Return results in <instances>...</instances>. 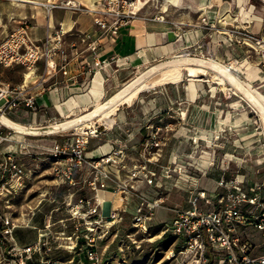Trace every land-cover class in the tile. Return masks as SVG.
Instances as JSON below:
<instances>
[{"label":"rangeland","instance_id":"1","mask_svg":"<svg viewBox=\"0 0 264 264\" xmlns=\"http://www.w3.org/2000/svg\"><path fill=\"white\" fill-rule=\"evenodd\" d=\"M25 1L47 3V0ZM50 1L65 4L68 0ZM196 1L179 0L173 7L167 6L168 15L164 18L173 25L172 16H177V22L182 24H175L183 31L202 27L204 32L199 33L201 36L198 34L200 37H188L183 44L180 43L181 34H178L174 41L187 47L183 52L177 53L175 46L166 56L159 58L156 55L136 66L121 65L126 69L122 70L116 84L105 87L104 91L105 98L119 89L106 99L109 100L140 77L119 98L123 103L112 106L105 117L125 116L115 124L121 128L113 137L119 140L128 138L120 161L123 169L118 174L119 181L131 191L129 185L141 184L137 182L141 179L137 176L129 180L128 176L138 173L145 165L144 170L153 172L155 181L161 185H140L148 201L157 199L161 202L146 220V230L140 229L131 215L133 205L140 199L132 194V198L128 196L125 201L120 190L109 188L108 191L113 194L111 210L114 209V218L109 219L110 214H104L108 212V206L104 204L102 207L105 199L102 201L101 197L109 196L104 193L99 194L101 223L86 216V201L92 203L95 191L90 182L97 170L83 164L72 172L69 179L58 177L54 170L56 163L50 155L56 132L37 136L19 134V139L14 134L15 150L19 149L15 164H19L23 172L15 178H10L6 171L0 174V264H252L242 261V248L250 247L248 259L264 255V232L250 225L235 227L232 234L238 240L230 253L222 247L218 252L191 247L188 238L173 235L164 225L175 217L174 208H189L191 197L197 196V205L205 208L204 200L198 194L202 191L205 197L214 194L216 184H209L215 176L236 177L250 184L256 182L264 191L263 123L258 111L245 100L235 84H241L264 108V0H223L221 10L217 5L208 9L212 13L206 16L207 25L202 19L198 20L196 7L192 4ZM164 2L152 0L154 5L149 11L159 10ZM30 4L21 7L15 2L14 9L13 0H0V40L19 25L10 18L14 10L15 16L23 15L24 11L44 15V6L38 12ZM242 7L244 20L240 17ZM214 35L216 39H213ZM182 54L211 62L227 74L204 65L192 64L188 69L173 66V62L180 58L177 55ZM244 61L255 65L259 72L251 83L243 74ZM25 71L24 67L13 65L2 70L1 78L14 87L23 82ZM221 75L230 76L231 84L227 80L224 83ZM216 79L221 80L223 86ZM188 86L196 93L191 99ZM89 109L93 111L95 108ZM98 118L94 117L92 121ZM64 119L65 116L43 125ZM97 122L100 124L99 133L89 138L85 152L87 157L95 158L89 161L97 162L98 166L94 164L101 171L106 164L95 157L99 152L93 150L109 144L107 134H112L113 123ZM86 123L88 121L79 126ZM141 123L158 128L160 137L151 138L146 134L147 130L138 132ZM85 128L84 131L70 128L63 132L72 136L74 132H85ZM16 141H23L24 148L21 149ZM147 141L159 143L157 147L145 150ZM67 146H70L69 142ZM102 148V153L107 152L109 145ZM148 158L150 162H147ZM1 162L6 163V156L0 159ZM109 182L118 181L111 178ZM81 204L84 207H80Z\"/></svg>","mask_w":264,"mask_h":264},{"label":"built area","instance_id":"2","mask_svg":"<svg viewBox=\"0 0 264 264\" xmlns=\"http://www.w3.org/2000/svg\"><path fill=\"white\" fill-rule=\"evenodd\" d=\"M92 1L96 7L93 10L81 4H68V1L65 4L50 2L45 5V8L70 6L75 10L84 9L86 12L94 14V23L99 30V34H110L112 37H115L120 28L130 24L133 19L146 16L147 3L139 6V0ZM151 3L152 1L148 4ZM152 17L157 20H163L160 15ZM201 19L203 24L207 25L206 16H202ZM65 34L66 32L59 27L53 33H47L44 38L33 39L29 35L27 19H23L18 26L0 40V115H5L15 121L12 116L13 112L19 111V109L34 112L37 108L36 95L32 92H27L23 83L16 87H10L9 83L1 78L3 69L13 65H20L26 69V73H29L37 68L39 63H42L46 73L52 74L54 71L60 70L62 75L68 74L70 59L77 54H81L83 50L77 49L76 42L67 41ZM78 40L85 45V51L93 53L97 49L96 40L86 33H80ZM91 62L92 66L99 67L105 63V60H100L96 56L93 57ZM84 64L86 68L90 67L88 62H84ZM26 73H24V77ZM83 86L84 89L87 88V91L89 81H85ZM88 124L85 128L86 131L83 133L74 132L72 136L65 134L63 130L55 133L53 145L50 147L51 159L56 163L54 170L57 172L58 177L69 179L72 172L83 164L96 168L97 173L90 182L92 189L95 191L92 196V203L89 200L86 201V216L94 222L101 223L102 216L99 212V205L103 199L102 201L100 200L99 191L120 190L123 192V200L125 201L128 200V196L132 198V194L140 199L133 205L131 215L134 223L140 229L146 230V220L151 218L153 209L161 202L157 199L148 201L145 195L146 192H142L140 188L141 186L161 187V185L155 181L153 172L144 170L146 168L145 165L141 166V171L144 170L145 172L139 174L141 172L139 171L128 176L129 180L137 176L141 179L137 181L141 184L134 183V185H129L128 188L131 191L119 181L118 174L123 169L120 161L124 155L125 143L128 138L122 140L111 138L107 152L97 151L99 153L95 157H98L101 162L106 164L99 171L97 162L89 161L95 160V158L86 156L85 146L89 138L98 135L100 124L97 121H92ZM143 124H140L138 132L147 130L146 134L151 135V138L158 139L160 137L158 128L153 129L151 125ZM113 132L117 134L114 129ZM14 134V130L0 120V159L6 156V163H0V174L6 171L10 174V178H15V175L19 176L23 172L21 166L15 164L19 149L15 150ZM16 142H19L21 149L24 148L23 141ZM67 142L70 143L69 147ZM158 143L159 141L151 143L147 141L144 148L145 150H150L152 147H157ZM150 161L151 159L148 158L147 162ZM111 178L118 182L111 184L109 182ZM215 186L214 194H210L209 197H205L203 191L198 194L199 198L204 200L205 208L197 205V196L191 197L188 201L190 203L189 208H174L175 217L170 222H165L164 225L173 235L188 238V243L191 247L197 246L198 248L210 250V252H218L221 249L220 247H222V249H226L230 253L229 251L233 249L238 240L232 234L236 226L239 228L240 226L250 225L264 232V191L256 182L250 184L236 177L227 179L221 176ZM217 189L218 191H216ZM80 207H84V204H81ZM114 216V209H112L110 216H107V218L112 219ZM35 245L36 243L33 244V246ZM249 249L250 247L247 249L242 248V261L247 260L252 264H264V255L248 259L247 251Z\"/></svg>","mask_w":264,"mask_h":264},{"label":"crops","instance_id":"3","mask_svg":"<svg viewBox=\"0 0 264 264\" xmlns=\"http://www.w3.org/2000/svg\"><path fill=\"white\" fill-rule=\"evenodd\" d=\"M48 1L51 2L50 0H47L46 2ZM206 1L208 0H197L196 2H192L194 7H196L195 12L198 13V20L201 19L202 16H208V14H211L212 11H209L208 9H211L214 5L221 6L219 7V10L223 8L221 5L223 0H209L208 3H206ZM68 2H70L72 5L81 4L86 7H91L94 5L92 0H68ZM167 2H170L171 4L166 5ZM178 2L179 0H165L162 8L157 11H149V8H151L154 4H147L145 14L146 16L137 17L133 19L130 24L121 27L115 37H112L110 34H99V30L94 23L95 16L93 13L75 10L70 6L46 9L45 5L47 3L39 6H35L27 2L16 3L21 7L25 6V4H30L36 8L38 12L40 11V8L44 6L45 11L43 16L42 14L38 15L26 13V11H24L25 13L23 15L21 13L15 16V10L10 16L13 22L17 21L20 23L23 19L28 20L30 23L29 35L31 38H44L47 33H53L57 28L61 27L66 32V40L76 42L77 49L81 51L83 50V52L73 56L70 59L68 63L67 75H62L60 70H56L52 74L46 73L43 64L39 63L37 68L33 70V73L31 74L32 76L28 78L26 83L24 82L25 78L23 77V82L17 83L14 87L23 83L24 89L27 92L34 93L36 95L37 108L34 112H30L25 109H19V111H16L12 114V116L15 118V121L5 116V120L3 121L4 124L14 130L18 139L21 137L19 134H34L33 136H37L43 133L51 134L55 131L75 128L76 123L79 121L78 119L85 117L86 115H84V113L91 110L89 107L95 109L90 111L87 115L92 114L98 107L105 104V102L108 101L106 99L111 97L119 90L118 89L110 96L104 98L105 87L116 84L119 75L122 73V70L126 69V66L121 67V65L128 63L130 65L136 66L139 62H148V59H151L156 55L159 58L166 56L173 52V47L175 46H177V49H175L177 53L183 52L187 47L180 46V43L184 44V42L189 40L188 37L192 39L194 36H201L199 33L204 32L202 27L183 31L182 27L177 26V24H182L177 22V16H172L171 22L173 25L169 23V20L166 21L164 17L168 15L166 12L169 10L167 9V6L173 7L172 5H175ZM13 3V8L15 9L14 0ZM152 10H154V8ZM244 14V7H242L240 13L241 20H244ZM154 15L162 16L163 20L154 19L152 17ZM80 33H86L96 40L97 49L93 53L84 50L85 45L80 43L78 40ZM178 34H181L182 42L180 43L174 41ZM213 39H216V35H214ZM96 56L100 60H105V63L99 67L92 66L91 61L93 60V57ZM209 60L215 61L214 59ZM84 62H88L90 67L86 68ZM242 64L244 65H242V67L245 68L243 74L249 83L256 80L259 75L256 66L248 64L245 61ZM85 81H89L87 91V88L84 89L83 86ZM129 81H131V79L125 84H127ZM192 90L193 92H191ZM188 91L190 99L191 96H195L196 93L193 87L190 86L189 90L188 86ZM104 100L106 101L101 103ZM118 102L123 103V100H119L116 103ZM116 103H112L110 105L107 103L106 106L107 108L111 109L112 106L116 105ZM64 116L65 119L62 121L53 122L50 123V125L46 124L50 127H53L52 132L48 129V126L43 125L45 122H50ZM124 118L125 116L123 115H115V119H106L104 116L101 118V120L105 124L108 123L111 125L113 123V129L117 130L120 129L121 126L118 127L115 126V124L117 122L120 123L118 120H123ZM109 135L107 134V139L115 137V132H112V134L110 133ZM102 146L93 150V152L103 149ZM219 178L220 176L213 177L209 185L214 186ZM100 193L109 194V196L101 197L103 201L105 199V202L102 203V207L104 204H107L108 206V212L104 214L109 215L111 208L113 207V202L111 201L113 194L108 191H99V194ZM113 200L115 201V198Z\"/></svg>","mask_w":264,"mask_h":264},{"label":"bare ground","instance_id":"4","mask_svg":"<svg viewBox=\"0 0 264 264\" xmlns=\"http://www.w3.org/2000/svg\"><path fill=\"white\" fill-rule=\"evenodd\" d=\"M150 1H152V0H139V6L140 5H142V4H144V3H149ZM14 2H16V3H20V2H27V3H31V4H33V5H35V6H39V5H43V4H41V3H37V2H29V1H25V0H14ZM48 3H50L49 1L47 2V4ZM68 4H70V2H67ZM88 8H90L91 10H93V9H95L96 7H95V5H93V6H91V7H88ZM185 56V54H183V55H181L180 56V58H178L177 60H175L174 62H173V66H177V67H185V69H188L192 64H196V65H204V66H207L209 69H212V70H215L216 72L218 71L220 74H223V75H226L227 73H226V71H224L223 69H221L220 67H218L217 65H215V64H213V63H211V62H207V61H203V60H198V59H192V58H188V57H184ZM263 57H264V55H263ZM161 66V65H160ZM206 67V68H207ZM171 68H173V67H171ZM157 69H158V67H157ZM150 72V71H149ZM202 72V71H201ZM30 74L31 73H29V74H26V76L24 77L25 78V80H24V82L26 83L27 81H28V78L30 77ZM146 74H147V72H146ZM223 75H221V77L223 78V81H224V83H225V80H227L230 84H231V82H230V78H228V77H230V76H223ZM143 76V75H142ZM141 76V77H142ZM145 77V76H144ZM140 80V77H136L135 79H133L129 84H127L126 86H124L123 87V89L119 92V93H117L112 99H110V100H108V101H106L105 102V104H103V105H101L100 107H98L96 110H95V112H93L92 114H89V115H86L85 117H81V118H79L78 120V122L76 123V125H75V128H76V130L77 129H79L80 131H84V128L85 127H87L89 124V122L88 123H86V124H84L83 126H79L80 124H82L84 121L86 122V121H90V123L92 122V119H94V117H99L98 119L100 120V121H102L101 120V118L102 117H104L105 115H107V112L110 110V108H107V103H108V105H110V104H112V103H116L117 101H119V98H121L123 95H124V93H126V91H128L133 85H135L138 81ZM215 80V79H214ZM216 81H217V83H219V85H221V86H223V83H222V81L221 80H219V79H216ZM234 82V81H233ZM234 84V83H233ZM236 85H237V87H238V91L240 92V94H242V96L245 98V100L247 99V101H248V103L250 104V105H252L253 106V108L254 109H256V111H258V114L260 115V117H261V121H262V123H263V130H264V108H263V106L260 104V102H258L257 100H256V98L251 94V93H249L248 92V90L247 89H245L241 84H239V83H235ZM224 87H225V84H224ZM225 90H226V88H224ZM5 115H0V120L3 122L4 120H5ZM99 120H97V121H99ZM75 122V121H74ZM73 122V123H74ZM4 123V122H3ZM72 123V122H71ZM68 125H69V123H68ZM58 126H60V125H58ZM58 126H56V127H58ZM62 126V125H61ZM65 126V125H64ZM79 126V127H78ZM63 127V126H62ZM64 128V127H63ZM48 129L52 132V130H53V127H50V126H48ZM47 129V130H48ZM38 131V130H37ZM39 131H41V130H39ZM55 132H58V131H55ZM83 133V132H82Z\"/></svg>","mask_w":264,"mask_h":264}]
</instances>
